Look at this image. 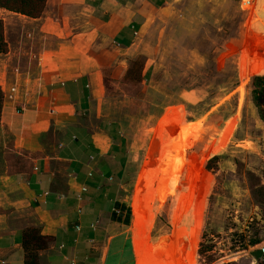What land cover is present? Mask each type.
I'll return each mask as SVG.
<instances>
[{"label":"rangeland","instance_id":"rangeland-1","mask_svg":"<svg viewBox=\"0 0 264 264\" xmlns=\"http://www.w3.org/2000/svg\"><path fill=\"white\" fill-rule=\"evenodd\" d=\"M105 49L94 111L128 140L134 264H264V122L252 100L253 77L264 75V0H168L131 50ZM36 127L48 149L58 145L48 120Z\"/></svg>","mask_w":264,"mask_h":264},{"label":"crops","instance_id":"crops-1","mask_svg":"<svg viewBox=\"0 0 264 264\" xmlns=\"http://www.w3.org/2000/svg\"><path fill=\"white\" fill-rule=\"evenodd\" d=\"M166 3L48 0L38 18L0 7L9 46L0 53V264H25L29 228L48 238L38 264L136 261L122 198L128 140L120 122L97 115L94 103L106 45L131 50ZM47 120L59 136L51 150L36 127ZM9 156L25 165L10 166Z\"/></svg>","mask_w":264,"mask_h":264},{"label":"trees","instance_id":"trees-1","mask_svg":"<svg viewBox=\"0 0 264 264\" xmlns=\"http://www.w3.org/2000/svg\"><path fill=\"white\" fill-rule=\"evenodd\" d=\"M48 0H0V7L9 11L22 14L32 18L40 17L47 5ZM9 50L8 42L5 37V24L2 17H0V53H7ZM127 76V75H126ZM5 92L0 85V121L4 107ZM252 100L258 110V115L264 122V75H255L252 80ZM185 153L181 158H178V163L183 164ZM216 157L211 158L206 163V169H209ZM165 195V193L161 194ZM197 226V224H196ZM197 237L199 229H196ZM23 247L26 250L25 264H38L39 249L48 246V238L40 235L37 230L33 228L26 229L23 235ZM197 249L203 254L207 252L208 244L206 233L202 230L201 235L197 240Z\"/></svg>","mask_w":264,"mask_h":264},{"label":"built area","instance_id":"built-area-1","mask_svg":"<svg viewBox=\"0 0 264 264\" xmlns=\"http://www.w3.org/2000/svg\"><path fill=\"white\" fill-rule=\"evenodd\" d=\"M117 212L120 213L119 210H118ZM259 250H260V253H261L262 261H264V244H262V245L259 247Z\"/></svg>","mask_w":264,"mask_h":264}]
</instances>
